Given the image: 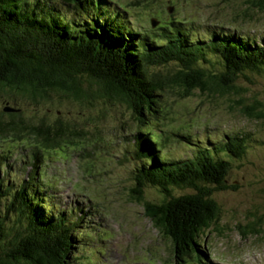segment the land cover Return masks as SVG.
Segmentation results:
<instances>
[{
    "label": "trees",
    "instance_id": "trees-1",
    "mask_svg": "<svg viewBox=\"0 0 264 264\" xmlns=\"http://www.w3.org/2000/svg\"><path fill=\"white\" fill-rule=\"evenodd\" d=\"M62 6L70 18L61 15ZM174 21L169 22L174 29L166 23L142 33L128 28L119 15L98 10L95 0H0V88L36 106H53L52 93L80 105L104 97L126 105L138 123L129 151L134 193L139 200L147 188L159 193L161 200L145 202L144 212L170 239L176 264H206L200 239L220 217L214 194L235 188L227 185L231 162L225 158L244 156V137L226 135L208 147L201 140L193 144L196 139L187 135L193 155L176 159L152 127L143 128L158 120L160 96L174 85L186 93L213 89L225 94L237 88L246 72L264 70V43L223 27L200 39L192 25ZM213 57L220 67L216 74L203 66H213ZM172 65L173 72L162 71ZM45 123L32 125L22 111L3 112L0 138L35 141L34 163L42 148L61 149L63 141H74L60 138L80 136L61 122ZM37 170L18 187L0 180V209L5 211L0 212V264H65L71 259L84 214L73 219L65 211L56 213L38 189ZM187 189L192 193L175 194Z\"/></svg>",
    "mask_w": 264,
    "mask_h": 264
},
{
    "label": "rangeland",
    "instance_id": "rangeland-1",
    "mask_svg": "<svg viewBox=\"0 0 264 264\" xmlns=\"http://www.w3.org/2000/svg\"><path fill=\"white\" fill-rule=\"evenodd\" d=\"M259 0H95L98 10L117 16L128 28L141 32L156 30L175 18L192 25L196 38L203 33L242 35L264 43V4ZM264 1V0H263ZM60 2V1H58ZM264 3V2H263ZM173 7V12L168 10ZM63 12L67 18L71 14ZM173 16V17H172ZM128 18V21L127 19ZM152 19L158 24L152 27ZM215 58H211L214 64ZM213 74L220 68L210 66ZM176 69L172 65L164 73ZM237 88L221 94L213 89L192 93L179 85L160 96L161 113L152 126L164 141L168 155L176 159L192 157L187 135L205 146L222 142L226 135L244 137L247 146L242 158L231 162L227 185L234 189L218 191L213 198L220 207L218 221L201 239L206 264H264V70L246 72ZM51 105L36 106L0 88V114L8 104L22 111L32 125L44 120L49 126L61 122L70 134L64 140L74 144L41 149L39 161L31 154L35 141L21 136L0 138V180L22 185L28 173L40 172L38 189L54 211H65L73 219L84 214L70 260L65 264H176L170 239L161 234L144 212V203L161 197L147 188L143 197L134 193V163L129 151L138 123L126 105L104 98L80 105L51 94ZM8 121L9 117H2ZM149 124V120H145ZM165 151V152H166ZM43 155V156H42ZM192 193L176 190L175 194ZM4 215V209H0ZM9 217V216H8ZM69 217V216H68ZM77 257V260L72 258ZM181 264V261H180Z\"/></svg>",
    "mask_w": 264,
    "mask_h": 264
},
{
    "label": "water",
    "instance_id": "water-1",
    "mask_svg": "<svg viewBox=\"0 0 264 264\" xmlns=\"http://www.w3.org/2000/svg\"><path fill=\"white\" fill-rule=\"evenodd\" d=\"M169 11L171 13L173 11V8L171 7ZM152 23H153L152 24L153 27H156L158 24L157 20H155V19H152ZM3 112L4 113H16V112H20V110L13 108V107L9 106L8 104H6V106L3 108Z\"/></svg>",
    "mask_w": 264,
    "mask_h": 264
}]
</instances>
